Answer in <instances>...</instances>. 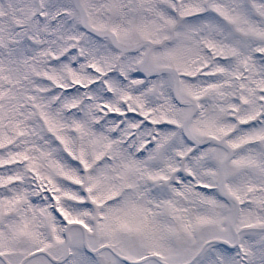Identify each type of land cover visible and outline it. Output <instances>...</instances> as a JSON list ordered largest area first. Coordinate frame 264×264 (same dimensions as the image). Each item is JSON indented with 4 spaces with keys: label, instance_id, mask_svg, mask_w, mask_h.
<instances>
[{
    "label": "snow or ice",
    "instance_id": "obj_1",
    "mask_svg": "<svg viewBox=\"0 0 264 264\" xmlns=\"http://www.w3.org/2000/svg\"><path fill=\"white\" fill-rule=\"evenodd\" d=\"M0 264H264V0H0Z\"/></svg>",
    "mask_w": 264,
    "mask_h": 264
}]
</instances>
